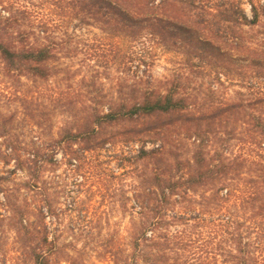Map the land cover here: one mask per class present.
<instances>
[{
	"label": "trees",
	"instance_id": "1",
	"mask_svg": "<svg viewBox=\"0 0 264 264\" xmlns=\"http://www.w3.org/2000/svg\"><path fill=\"white\" fill-rule=\"evenodd\" d=\"M46 1L54 6L50 16L34 18L28 7L21 18L18 9L0 12L5 72L33 82L48 80L74 20L182 56L174 74L158 82L139 77L128 88L119 87L117 98L108 103L95 97L77 100L73 92L62 105L70 118L58 142L79 168L87 164L88 154L108 145L137 146L130 158L136 164L132 174L141 177L133 188L138 220L130 259L264 264V0ZM181 69L188 76L207 72L214 82L235 79L246 91L224 99L212 86L190 91ZM229 125L228 134L239 130L243 136L222 138ZM8 128L0 113V138ZM235 138L238 143L231 147L237 150L230 152L228 144ZM5 145L16 152L9 140ZM11 211L12 216L0 213V226L9 220L6 225L21 245L18 259L51 264L56 246L38 223H25L26 211ZM4 233L0 242L8 237ZM0 264H10L1 243Z\"/></svg>",
	"mask_w": 264,
	"mask_h": 264
},
{
	"label": "rangeland",
	"instance_id": "2",
	"mask_svg": "<svg viewBox=\"0 0 264 264\" xmlns=\"http://www.w3.org/2000/svg\"><path fill=\"white\" fill-rule=\"evenodd\" d=\"M23 7L34 18L50 16L54 8L46 0H0V12L18 9L19 18ZM64 40L55 73L48 80L33 82L9 74L0 62V113L9 127L6 137L0 138V213L12 216L11 208L26 211L25 223H38L56 246L51 264H144L130 259L133 223L138 220L133 188L141 179L132 174L136 164L130 158L137 146L127 150L121 144L108 145L88 154L87 164L79 168V161H72L65 145L58 142L70 118L62 105L73 92L79 94L77 100L95 97L108 103L117 98L119 87L128 88L139 77L158 82L174 74L181 68L182 56L160 46L131 43L77 20L69 23ZM99 42L105 46L97 47ZM183 70L190 91L212 86L220 99L246 91L235 79L214 82L207 72L188 76V70ZM231 130V125L224 127L220 136H243L239 130L228 134ZM236 138L228 144L230 152L237 150L231 147L238 143ZM7 140L15 153L7 149ZM7 223L0 226V234L4 231L8 236L0 243L10 264H23L18 259L21 245Z\"/></svg>",
	"mask_w": 264,
	"mask_h": 264
}]
</instances>
